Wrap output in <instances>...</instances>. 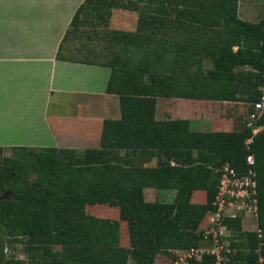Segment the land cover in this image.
Here are the masks:
<instances>
[{
	"label": "trees",
	"instance_id": "1",
	"mask_svg": "<svg viewBox=\"0 0 264 264\" xmlns=\"http://www.w3.org/2000/svg\"><path fill=\"white\" fill-rule=\"evenodd\" d=\"M116 10L137 12L132 29L114 25ZM95 20L113 50L100 61L112 69L107 90L119 95L121 118L104 120L100 148L82 153L21 146L6 156L0 148V197L10 192L0 200V264H155L160 254L173 259L207 244L226 163L255 171L258 200L257 229L245 230L241 217L224 221L232 232L226 264H264V111L232 130L156 119L159 97L260 101L264 16L240 18L239 0H84L58 57ZM164 191L174 198L159 200ZM99 204L118 208L119 218L88 212ZM8 244L27 259L8 257ZM215 261L205 254L188 264Z\"/></svg>",
	"mask_w": 264,
	"mask_h": 264
},
{
	"label": "crops",
	"instance_id": "2",
	"mask_svg": "<svg viewBox=\"0 0 264 264\" xmlns=\"http://www.w3.org/2000/svg\"><path fill=\"white\" fill-rule=\"evenodd\" d=\"M249 1L256 12L258 0ZM83 2L0 0V148L4 154L21 146L78 152L100 148L104 120L121 118L120 97L107 90L110 66L73 55L71 50L70 55L58 57L72 18ZM263 13L256 12L258 19L253 21ZM63 44L65 48L66 42ZM180 100L205 99L159 97L156 119L170 115L158 111L160 103L165 102L173 111ZM181 118L194 120L191 116ZM163 193L171 199L175 196V191Z\"/></svg>",
	"mask_w": 264,
	"mask_h": 264
},
{
	"label": "rangeland",
	"instance_id": "3",
	"mask_svg": "<svg viewBox=\"0 0 264 264\" xmlns=\"http://www.w3.org/2000/svg\"><path fill=\"white\" fill-rule=\"evenodd\" d=\"M241 2L242 19L253 21L254 18L258 19L256 12H264V0H258L260 7H255L257 10L256 12L252 7L250 8L252 5L249 0H242ZM136 20L137 12L116 10L113 22L116 27H126L132 29ZM105 29L106 26L104 28V25H102V23H98L97 20L85 23L80 29L82 31V37L67 41L66 47L63 49L62 53L70 55L71 50L73 55H79L81 58L85 57L89 59L107 60L108 57L111 56V52H113V50H109V47L106 44L107 42L103 38L104 34L102 32H104ZM96 32L98 33L96 34ZM80 49H83L85 52L79 53ZM166 106L167 104H165V102L163 104L160 103L158 111L161 113L168 111L170 114L168 116L169 118L191 116L194 118V120H192V127L196 130L203 131H210L212 128H216L218 130L238 129L241 124L245 122L247 123V121H249V113L254 108V104L252 105L250 102L236 103L205 100H180L178 104L173 107V111L171 107L167 108ZM214 124H216L218 127ZM82 152L84 151H81L80 153ZM5 155L14 156L15 153L13 148L5 151ZM158 199L169 201L171 200V197L162 192L158 196ZM87 210L89 213L97 216L108 217L112 219L119 218L118 208L112 207L108 204L88 206ZM243 228L245 230L257 229V219H255L253 216L246 217L243 223ZM231 236L232 235L229 237ZM227 239L226 242L229 243L230 240ZM5 253L8 257L14 256L17 259H27L26 254L23 252L22 246L20 244L6 245ZM176 258L177 253L174 254L173 259L160 254L157 256L156 264H174Z\"/></svg>",
	"mask_w": 264,
	"mask_h": 264
},
{
	"label": "built area",
	"instance_id": "4",
	"mask_svg": "<svg viewBox=\"0 0 264 264\" xmlns=\"http://www.w3.org/2000/svg\"><path fill=\"white\" fill-rule=\"evenodd\" d=\"M264 111V96L254 103L249 113V125L260 118ZM247 162L254 164V156L249 155ZM221 171L213 205L215 210L209 216V226L205 229L207 244L179 251L174 264H188L192 258L201 259L205 254H212L216 261L213 264H226L232 251L230 242L226 239L231 230L225 224L227 218L241 217L244 223L246 217L258 215L257 180L255 171L250 168L246 173L239 174L226 163ZM255 230V229H254ZM228 240V239H227Z\"/></svg>",
	"mask_w": 264,
	"mask_h": 264
},
{
	"label": "water",
	"instance_id": "5",
	"mask_svg": "<svg viewBox=\"0 0 264 264\" xmlns=\"http://www.w3.org/2000/svg\"><path fill=\"white\" fill-rule=\"evenodd\" d=\"M9 193H10L9 191L6 192V193H4V194L0 197V200L3 199V198H7L8 195H9Z\"/></svg>",
	"mask_w": 264,
	"mask_h": 264
}]
</instances>
